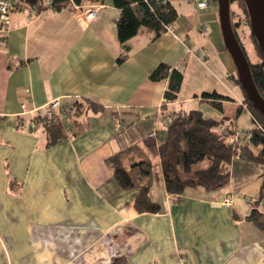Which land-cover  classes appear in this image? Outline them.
Here are the masks:
<instances>
[{"label":"crops","instance_id":"1","mask_svg":"<svg viewBox=\"0 0 264 264\" xmlns=\"http://www.w3.org/2000/svg\"><path fill=\"white\" fill-rule=\"evenodd\" d=\"M88 3L26 15L0 40V264H110L120 256L130 264H264V240L243 218L260 195L261 170L253 162L235 159L225 187L187 188L177 200L165 192L156 158L150 195L162 205L157 214L135 210L139 189H120L106 162L160 129L169 111L196 108L207 118H221L200 101L199 87L182 95L197 67L208 62L238 85L216 5H179L172 32L155 40L151 30L140 28L118 64L125 50L116 34L119 11L105 0L92 5L114 14L87 19L79 8ZM161 62L183 74L177 102L165 110L166 80L148 78ZM220 84L231 96L243 94ZM78 98L101 108L88 110L82 116L86 126L73 136L48 145L40 119L33 130L21 127L20 112L36 120L50 101L71 104ZM228 104L223 102L227 115ZM229 193L232 204L224 206L220 201Z\"/></svg>","mask_w":264,"mask_h":264},{"label":"trees","instance_id":"2","mask_svg":"<svg viewBox=\"0 0 264 264\" xmlns=\"http://www.w3.org/2000/svg\"><path fill=\"white\" fill-rule=\"evenodd\" d=\"M20 1L24 4L22 10L30 16L35 14L33 11L41 12L47 8L60 12L63 9H73L74 5L83 2L102 3L105 0H51L50 6H44V0ZM109 1L119 11L115 22L116 34L119 43L125 48L124 54L116 58L118 64L126 56V42L135 36L140 28L151 30L155 40L165 31V27L171 25L179 16L171 0ZM235 1L240 3L247 16L250 37L257 52L255 60L249 61L245 49L238 39L237 41L247 56L253 82L264 100V34L252 24L246 1L230 0V3ZM148 78L154 82L166 80L161 109L165 110L167 104L178 99L183 81V74L179 69L161 62L149 73ZM234 80L243 92L246 110L257 123L255 128L248 132H239L234 128L241 114L240 108H237L232 116L225 114L223 108V102L231 100V95L216 90L202 91L199 93L200 101L218 110L222 115L219 120L205 117L196 108L174 112L173 118L168 123H163L156 132L106 159L120 189H139L134 201L137 212H162V205L150 195L152 168L156 158L160 161L164 190L174 195L177 200H180L187 188L200 187L206 191H216L225 187L230 180L231 165L235 159H239L253 162L261 170L260 195L251 202L249 213L243 218L257 230L264 231V209L259 207V199L264 196V116L251 103L238 76ZM62 105L67 112V118L62 123L39 115L35 117L40 119L45 127L48 145L76 134L86 126L82 116L88 110L101 108L98 103L88 98H78L71 104ZM169 113L170 111L165 116ZM121 120L126 119L121 116ZM132 122L133 120L126 121L125 128ZM146 178L148 181L143 182ZM110 264L130 263L126 257L120 256Z\"/></svg>","mask_w":264,"mask_h":264},{"label":"rangeland","instance_id":"3","mask_svg":"<svg viewBox=\"0 0 264 264\" xmlns=\"http://www.w3.org/2000/svg\"><path fill=\"white\" fill-rule=\"evenodd\" d=\"M178 1H180L179 4H178ZM172 2L178 11H180L179 5L184 9L185 8L186 9L192 8L195 5L192 0H172ZM92 4H95V3L90 2L87 5H85L84 7H80L79 10H82V11H84V13H86V11L88 9H92L95 6L100 7L102 5V4H97V5H92ZM213 4H215L217 7L218 1L216 2V0H213ZM101 9H103V8H101ZM21 12H23V13H21V15L15 14L11 17V21H12V24L10 25L11 30L17 29V27L19 25L18 24L19 20L24 19V17L26 15L28 16V18H31L32 16L40 13V12H36L35 14H33V15L31 14L29 16L27 13H25V10H22ZM111 13L114 14L113 10H111L110 8L104 9V10L100 11L99 16H103L105 14L108 15ZM230 18H231V22L233 24V30L236 33L237 39L239 40V42L241 43V45L245 49V52L249 58V61L255 60V58L257 56V52H256V49H255V47L252 43L251 37H250V28H249V25L247 24V16L244 13L240 3H238L237 1L231 2V4H230ZM219 69L220 68H218L217 66L215 67L213 64H211L209 62L204 63V66H198L197 69L195 70L196 72H194V75H192L191 78L189 79V82H188L189 85H187V88H186V90H184L182 95L187 96L190 92L189 90L191 87H199L200 93L202 92V90H204V91L206 90V91L211 92L213 90V88H216L218 91H221L223 93L228 94V90H226L222 87L223 85L220 84V81H222L229 90H232V89L237 90L238 87L240 88V86L235 85L231 81V79H229V77H227V78L223 77V75H222L223 72H221V70H219ZM210 70L215 73L216 77L211 74L212 72ZM209 71H210V73H209ZM234 74L235 75L237 74L236 71ZM212 85L213 86L215 85V87H210ZM205 88H207V89H205ZM180 98H182V97L180 96ZM176 102L177 101L172 102V103H176ZM228 102H229V104L225 106V111L229 115H231V116L234 115L235 112L237 111V108H240V110H241V114L238 116V118L236 120V125L234 126V128H236L237 131L248 132L250 129L255 128L257 126V123L252 118L249 111L246 110L247 108H246L245 103L243 102V94L241 93V91L236 92L235 96H232V99L228 100ZM203 103L209 105L206 102H203ZM21 106H24V104ZM189 106H190L189 104H186L187 109H189ZM178 111H180V109ZM173 116H174V111H171L170 114L168 115V117H170L169 119H172ZM36 120H39V119H36ZM165 120H166V116L162 115L161 123L164 122ZM156 170L157 169L155 167H153V172H154L155 176H156ZM170 195L175 198L174 195L169 194V196ZM231 196H232L231 193L224 195L225 198L231 197ZM226 203L227 202L223 201L221 204L224 206H230L232 204V201L229 205H227ZM260 207L262 209H264V196L261 200ZM252 227L260 233L261 239L264 240V231L257 230L253 225H252Z\"/></svg>","mask_w":264,"mask_h":264},{"label":"water","instance_id":"4","mask_svg":"<svg viewBox=\"0 0 264 264\" xmlns=\"http://www.w3.org/2000/svg\"><path fill=\"white\" fill-rule=\"evenodd\" d=\"M220 30L223 43L235 65L238 79L247 93L248 98L264 116V100L259 95L253 82L247 56L239 45L230 18V0H217ZM249 9L252 24L264 34V0H245Z\"/></svg>","mask_w":264,"mask_h":264},{"label":"built area","instance_id":"5","mask_svg":"<svg viewBox=\"0 0 264 264\" xmlns=\"http://www.w3.org/2000/svg\"><path fill=\"white\" fill-rule=\"evenodd\" d=\"M197 8L199 9H206L210 4L213 3V0H192ZM217 2V0H216ZM51 0H44V6H50ZM24 7V4L20 0H0V40L2 39L4 33L10 29V25L12 24L11 17L18 12L22 11V8ZM77 8V6H74ZM101 8H104V5H101L100 7L95 6L92 9H88L86 11V18L87 19H95L100 15ZM33 13H36L33 11ZM165 31L172 32V29L170 25H167L165 27ZM24 108V106H21ZM28 112L22 111L19 113V118L22 119L21 127L25 131L33 130L37 127V120L28 119L25 120V114ZM43 118L51 119L54 122L62 123L67 118V112L65 111L61 101L59 99H54L48 103L46 106V109L44 110V114L41 115ZM170 117L166 116V120L163 122L168 123ZM116 120V127L117 130L122 129L121 120L117 117ZM26 121V122H25ZM151 135V134H150ZM225 201L226 204L229 205L232 201L231 197H223L221 199V203Z\"/></svg>","mask_w":264,"mask_h":264}]
</instances>
